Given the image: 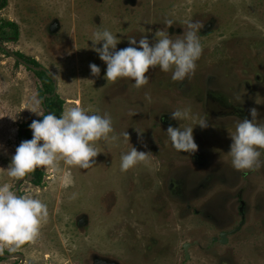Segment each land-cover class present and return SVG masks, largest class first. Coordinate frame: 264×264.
<instances>
[{
    "label": "rangeland",
    "instance_id": "374dc122",
    "mask_svg": "<svg viewBox=\"0 0 264 264\" xmlns=\"http://www.w3.org/2000/svg\"><path fill=\"white\" fill-rule=\"evenodd\" d=\"M6 20L18 24L19 36L5 42L10 52L0 47V184L16 191L19 180L8 177L5 168L27 138L25 124L43 119L30 109L46 114L39 97L43 82L37 69L17 62V51L35 58L57 80L64 110L79 105L108 113L110 136L116 137L96 142L100 154L88 169L60 160L54 170L41 167V184H20V195L37 197L48 207L36 240L20 248L24 264H264V214L256 213L264 211V204L256 203L264 201V166L250 174L237 170L229 152L233 127L251 119L250 109L264 122V0H7L0 5V24ZM188 20L202 25L197 35L203 51L183 81H173L172 71L158 66L139 88L129 78L105 79L106 64L91 47L94 33L117 34L119 49L131 37L147 35L151 42L156 32L183 38ZM91 63L100 67L99 76L91 73ZM212 89L237 116L208 112L209 104L211 111L218 109L207 99ZM178 109L190 110L188 117L173 119ZM170 125L193 127L200 162L193 152L173 147ZM133 146L145 151L146 159L122 172L121 154ZM241 201L252 206L241 238L211 244L220 229L239 221ZM185 243L191 244L186 252ZM188 254L191 260H185Z\"/></svg>",
    "mask_w": 264,
    "mask_h": 264
},
{
    "label": "clouds",
    "instance_id": "9594fccd",
    "mask_svg": "<svg viewBox=\"0 0 264 264\" xmlns=\"http://www.w3.org/2000/svg\"><path fill=\"white\" fill-rule=\"evenodd\" d=\"M186 23L187 31L183 32V38L172 40L164 32H156L151 42L147 35L139 40L131 37L128 38V46L119 49L117 45L121 39L117 34L109 30L94 33L90 38L91 47L106 64L105 79L114 82L118 78H129L139 88L148 83L146 73L158 66L163 72L171 70L173 81H183L195 71L196 61L203 51L197 35L202 25L192 20ZM166 25L170 27L173 22L167 20ZM89 67L94 76H99L101 69L98 65L91 63ZM30 110L43 119L29 124L32 138L22 141L12 154L5 168L10 178L21 180L41 167L54 170L60 160L68 166L88 169L96 163L95 158L100 154L95 147L96 142L116 139L110 136L114 129L108 113L101 115L79 105L66 108L59 116L54 112L45 115L36 107ZM189 111L178 109L171 113V117L185 119ZM249 114L251 119H241L230 135L229 152L232 166L237 170H255L264 166V160H261L264 155L261 151L264 150V123L258 121L259 114L255 108L250 109ZM197 124L207 126L206 121ZM167 132L177 151L197 150L193 127L181 129L170 125ZM124 135L129 137L127 132ZM3 147L0 144V148ZM145 159V151L133 146L121 154L120 171L126 172ZM64 186H68L67 181ZM47 217L48 207L41 199L20 195L8 183L0 184V251L4 248L13 250L35 241Z\"/></svg>",
    "mask_w": 264,
    "mask_h": 264
},
{
    "label": "trees",
    "instance_id": "16d2710c",
    "mask_svg": "<svg viewBox=\"0 0 264 264\" xmlns=\"http://www.w3.org/2000/svg\"><path fill=\"white\" fill-rule=\"evenodd\" d=\"M7 0H0V5L4 7L6 5ZM8 28V29H7ZM19 36V26L14 21H3L0 24V40L1 41H8L10 39H17ZM15 54L22 59L26 60L30 64H33L36 67H41V64L35 59L30 58L23 54L22 52H15ZM19 63V61H17ZM37 75L40 77V79L43 82V88L39 90V97L46 106V114H48L49 110L50 112H54L56 115H60L64 111V100L55 93V84L52 79V77L45 71V70H36ZM49 94L50 96H46ZM45 114V115H46ZM32 121L25 124L26 134L25 137L32 138V131L29 128V124ZM34 177L33 182L36 184H41L43 182L44 177V171L42 168H37L33 173H31ZM26 244L22 245L21 247H24ZM3 258L0 257V260Z\"/></svg>",
    "mask_w": 264,
    "mask_h": 264
},
{
    "label": "flooded vegetation",
    "instance_id": "af4514ba",
    "mask_svg": "<svg viewBox=\"0 0 264 264\" xmlns=\"http://www.w3.org/2000/svg\"><path fill=\"white\" fill-rule=\"evenodd\" d=\"M0 42H2V43H5L6 41H1L0 40ZM6 44V43H5ZM4 49V48H3ZM5 50V49H4ZM6 51V50H5ZM7 52V51H6ZM26 61V60H25ZM29 63V62H28ZM30 64V63H29ZM33 65V64H32ZM255 78L259 81V80H261V74H256L255 75ZM258 85H259V83H258ZM248 87H251L252 88V86H251V84L250 85H248ZM208 100L210 99V101L212 102V103H216L217 102V106H218V109L216 110V111H211V106H210V104L208 105V112H212V113H214L216 116H217V114H233V115H235V116H237V110H236V108L235 107H233V106H228L225 102H223V101H221V99L219 98V96L217 95V94H214V91H213V89L212 90H208ZM133 100V98H131V101ZM133 107H131V108H133V110H135V108H134V105L133 104H131ZM45 106V105H44ZM145 107V106H144ZM143 107V108H144ZM45 108H46V106H45ZM47 109V108H46ZM162 120H168L167 119V116H164L163 118H162ZM264 121V120H263ZM264 123V122H263ZM225 126H228V125H225ZM236 126H234L233 128H235ZM222 128V127H221ZM224 128V127H223ZM30 139V138H29ZM261 151H264V150H261ZM201 154H202V152L200 151V149L199 148H197V150L195 151V152H193V157L196 159V161H198L199 160V162H200V159H202V157H201ZM263 159H264V155H262L261 156ZM255 170H250V172H249V174L250 173H253ZM225 173H228V172H225ZM248 175V174H247ZM243 194V191L241 192V195ZM257 204H258V207H263V204H264V201H262V200H260V201H258V202H256ZM227 207V206H226ZM225 207V208H226ZM251 205H250V203H247V202H243V201H241V203H240V208H239V212H238V217L236 218V219H238L239 218V221H237V223H235L236 221V219L235 218H233V211L232 212H230L229 213V216H230V219L232 218V220H234L235 222V224H234V226H232L230 229L229 228H224V229H220V232H219V238H212L211 237V244H213L216 240H219L220 239V242L221 243H223V244H230L231 243V241L232 240H234L235 238H241V237H239V234L242 232V230H244V228L245 227H247L248 225V216L251 214ZM210 210V209H209ZM196 211V213L197 214H199V210H195ZM210 213H211V210H210ZM256 213H258V214H260V215H262V214H264V211L262 210V209H256ZM214 215H213V217H215V218H218V215L216 214V213H213ZM211 215V214H210ZM237 235V236H236ZM236 236V237H235ZM197 243V242H196ZM186 244V243H185ZM190 244V243H189ZM198 244H200V241H199V243ZM191 245V244H190ZM207 247V246H206ZM189 248H191V246H189ZM189 248H188V251H189ZM183 249L185 250V252H186V248H185V245H184V247H183ZM186 254V253H185ZM210 254H212V258L214 257V255H215V253H210ZM224 254V253H223ZM225 254H227V253H225ZM189 255V256H188ZM188 255H186L185 256V260H191V255L190 254H188ZM212 260V259H211ZM18 264V263H17Z\"/></svg>",
    "mask_w": 264,
    "mask_h": 264
},
{
    "label": "water",
    "instance_id": "95a60500",
    "mask_svg": "<svg viewBox=\"0 0 264 264\" xmlns=\"http://www.w3.org/2000/svg\"><path fill=\"white\" fill-rule=\"evenodd\" d=\"M0 47L1 48H4L7 52H10V49H9V47L8 46H6V44L5 43H2V42H0ZM18 61H20V62H22V64H24V65H26V66H28V67H31V68H34V69H39V70H45L50 76H51V73L45 68V67H36V66H33L32 64H29L27 61H25L24 59H22L21 57H19V56H17L16 54H14L13 55ZM52 77V76H51ZM52 79H53V81H54V84H55V93H54V95L57 93V91H58V82H57V80L54 78V77H52ZM46 96H50L49 94H47ZM49 112H50V110H49ZM22 134L23 135H25L26 134V130H23V132H22ZM24 140H29V138H24L23 139V141ZM33 176L31 175V173L28 175V177H26V178H23V179H21V180H19V183H18V186H17V188H16V191H17V193L18 194H20V184L23 182V181H32L33 180ZM189 246H190V244L189 243H186L185 244V248H186V250H188V248H189ZM20 248H21V246L20 247H18V248H15V249H13L15 252L14 253H0V257H3V258H14V259H19L20 260V262L18 263V264H24V262H25V255L22 253V252H20ZM189 256V255H188Z\"/></svg>",
    "mask_w": 264,
    "mask_h": 264
}]
</instances>
